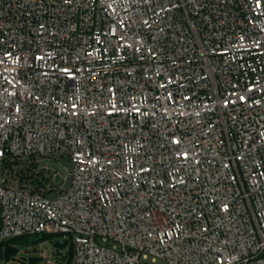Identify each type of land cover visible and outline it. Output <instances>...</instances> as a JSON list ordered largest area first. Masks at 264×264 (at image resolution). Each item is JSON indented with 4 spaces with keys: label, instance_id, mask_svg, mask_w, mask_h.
<instances>
[{
    "label": "built area",
    "instance_id": "1",
    "mask_svg": "<svg viewBox=\"0 0 264 264\" xmlns=\"http://www.w3.org/2000/svg\"><path fill=\"white\" fill-rule=\"evenodd\" d=\"M38 233L264 264V0H0V240Z\"/></svg>",
    "mask_w": 264,
    "mask_h": 264
},
{
    "label": "rangeland",
    "instance_id": "2",
    "mask_svg": "<svg viewBox=\"0 0 264 264\" xmlns=\"http://www.w3.org/2000/svg\"><path fill=\"white\" fill-rule=\"evenodd\" d=\"M46 163L62 173L70 167L69 162L60 157H52ZM69 243L67 233H54L36 243L16 244L13 256L5 261L0 259V264H64L62 254L68 250ZM1 249L4 250L3 244Z\"/></svg>",
    "mask_w": 264,
    "mask_h": 264
},
{
    "label": "trees",
    "instance_id": "3",
    "mask_svg": "<svg viewBox=\"0 0 264 264\" xmlns=\"http://www.w3.org/2000/svg\"><path fill=\"white\" fill-rule=\"evenodd\" d=\"M51 234L54 233H38L33 235H21L17 237L2 239L0 240V259H3L5 261L8 260L10 257H12L14 254L16 244L36 243ZM2 244L4 245V250L1 249ZM71 255H72V246L71 243H69L68 250L66 251L65 254H62V260L64 264H68Z\"/></svg>",
    "mask_w": 264,
    "mask_h": 264
}]
</instances>
